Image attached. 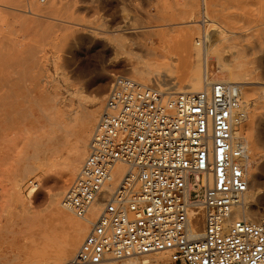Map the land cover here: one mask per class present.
<instances>
[{
  "label": "built area",
  "instance_id": "1",
  "mask_svg": "<svg viewBox=\"0 0 264 264\" xmlns=\"http://www.w3.org/2000/svg\"><path fill=\"white\" fill-rule=\"evenodd\" d=\"M241 106L240 85L224 81L170 95L116 79L62 199L78 219L99 210L68 264L157 253L171 264H264V220L231 219L251 181L248 146L235 138ZM38 190L30 181L28 193Z\"/></svg>",
  "mask_w": 264,
  "mask_h": 264
},
{
  "label": "rangeland",
  "instance_id": "2",
  "mask_svg": "<svg viewBox=\"0 0 264 264\" xmlns=\"http://www.w3.org/2000/svg\"><path fill=\"white\" fill-rule=\"evenodd\" d=\"M37 16L38 21L35 24L30 19L37 18ZM162 19H173L177 27H180V23L185 19H188V22L197 21L200 26L197 25L199 29H196V37L200 36L202 39L205 37L208 43L214 41L215 47L222 52L225 50L223 53L229 56V59L232 58L234 64H239L240 61V70L243 67L244 73L249 74L243 77L244 80H240L251 82L245 87L249 89L247 97L250 103L253 101L249 107V115L243 122V132L246 131L244 133L247 137L251 135L256 147V155L255 153L251 155V165L253 164L257 174L259 173L260 186L251 189L248 196L250 202L252 201L253 209L260 215L264 214V0H45V2L42 0H0V264L25 263L22 259H25L26 255L18 254V248H22L24 238L19 235L14 237L11 232L18 233L19 229L16 224L25 225L35 221V219L29 220L28 218L23 220L16 214L17 209L20 208L18 198L24 203H28L31 199L28 193L29 182L41 183L40 189L31 199L37 212L35 214L39 216L49 209L47 207L49 206L48 193L52 191L56 181L60 180V175L54 171L43 169L44 171L31 174L25 170L30 165L31 167L36 164L41 166L39 161L32 158L34 149L30 146L35 132L31 129L35 128V125L29 121V115H27L31 112V106L28 104L31 103L32 98L29 94L32 91L30 87L37 82L32 78L40 74L42 77L46 74L53 76L55 70L59 73L56 77L60 82L59 87L64 97L68 98L72 90L78 89L83 92L84 96L91 98L97 95V87L90 89L88 84L92 81L104 83L107 76H112L106 92L107 96L114 79L128 77L134 80L129 73L121 69L122 66L128 67L130 62H124L123 59L114 62V47L124 52L122 58L125 59L128 57L126 52H129L130 48H135L134 43H138L144 47L145 51H154L162 57V65L168 66L167 68L164 66L165 69L161 70L162 73L167 70L164 73L166 75L162 74L166 79L174 83L189 80L194 72L183 61L184 52L177 45H169L158 37L152 39V44L141 35L140 27L144 30H163L165 23ZM202 22L203 25L200 24ZM127 27L132 28L129 33L124 32ZM205 27L208 29L206 30ZM115 28L120 31L113 32ZM115 35H124L126 38L132 35L135 40L133 43L127 40L128 43L124 44L122 50L121 46L113 41ZM209 37H212L211 40ZM209 58L212 79L227 81L229 73H217L216 59L212 56ZM79 70L83 73H78ZM61 73L64 74L65 79L58 77ZM18 79L22 81V84L18 83ZM68 89L69 93H66ZM87 101L91 102L90 99ZM104 102L105 100L99 108L92 133L103 110ZM34 113L37 117L39 116L37 110ZM20 131L23 132L20 133ZM68 140L70 146L74 138ZM66 151L68 149L62 153H56L54 160L64 161L67 157ZM48 175H52L55 181L46 185L44 182ZM74 179L75 177L65 184L64 193ZM19 180L21 186L18 184ZM61 200L60 204L54 207L55 210L58 209L56 211L61 212L63 209ZM64 212L63 210L61 214L70 218L69 220H72L74 224H87L86 221ZM92 216L89 214L87 218L92 221ZM46 218L47 220L44 219L42 222L49 223L50 226L58 223L50 217ZM90 230L91 227L88 225L87 233ZM38 231L36 230V233ZM87 233L78 248L85 240ZM58 234L60 239L65 236L63 232ZM56 247L53 245L46 255L43 253L45 258H55L58 255ZM33 249L30 255L32 261L29 264L40 263V260L34 259L41 258L43 248L38 245ZM15 254L18 255L19 262L12 261ZM163 255L166 257L163 264H171L170 254L164 253ZM155 256L158 257V255H152L153 258H156ZM111 261L113 264H122L119 260H110L106 264H110Z\"/></svg>",
  "mask_w": 264,
  "mask_h": 264
},
{
  "label": "bare ground",
  "instance_id": "3",
  "mask_svg": "<svg viewBox=\"0 0 264 264\" xmlns=\"http://www.w3.org/2000/svg\"><path fill=\"white\" fill-rule=\"evenodd\" d=\"M54 7H55V5H54ZM30 20L34 21V23H35L36 21H38V16H37V18H33ZM187 20L185 19L184 22L180 23V27H177V25L175 24L173 19H162V22L165 23L163 30H159V29L158 30H152V29L151 30L150 29L144 30V29H142V27H140L141 28L140 30L142 31L141 35L144 38H146V40H148L150 43H152V39L154 37H155V39H156V37H158L160 40L164 41L165 43H168L169 45H171V44L177 45L184 52V60L183 61L194 72L193 77H190L189 80L174 83L173 81H169L168 79H166L164 77V75H166V74H164V73L167 70L164 73H162L163 71H161V70L164 68V66H165V68H167L168 66L166 67V65H164V66L162 65V63H161L162 57L157 55L158 53L156 54L154 51H147V50L145 51L144 47H142L138 43H134L133 45H135V48H130V51L126 52V53H128V57H126L125 59L122 58L123 57L122 54L124 52L122 53L116 47H114V54H115L114 62L116 63L118 61H121L122 59L124 62H127V61L130 62L131 64L128 65V67L122 66L121 69H123L127 73H129L132 76V78H134V81L136 80V82H139V83H141L145 86H148V87L161 88L160 90L162 92L170 94V95H177V94H183V93H199L206 88V85L212 81V79H211L212 76L210 74L211 65H210V61H209L210 58L209 57L210 56L214 57L216 59V63H217L216 72L217 73H222V72H228L229 73V79L227 81L226 80H222V81L227 82V83L240 85L241 94H242V106H241L240 114H241L242 118H241V120H239L238 130L236 132L235 138H236L237 142H243L248 146V151H249L248 173L251 177V181H250V185H249V191H250L251 189H254L255 187L260 186V177H259V173L257 174L256 168H254V165L253 164H252L253 166L251 165V163H252L251 162L252 161L251 155L255 153L256 147L254 146V144L252 142V139H251L252 137H250L251 135L250 136L248 135L249 137H247V136H245V133H244L246 131L243 132V122H245V120L247 119V117L249 115L248 114V111H250L249 107L253 101L250 103V100L247 97V95L249 93V89L245 87V85L251 84V82L240 81V80H244L243 77L246 75L248 76L249 74L244 73L243 67L240 70V66H241L240 61H239V64H236V63L234 64V61H232V58L229 59L228 58L229 56L227 57L223 53L225 50L222 52L220 49L215 47L214 41L211 42L212 44L209 42L210 43L209 44L205 37H203L204 39L200 38V36L196 37V29L198 28V26H200V25H198L199 23L197 24V21L196 22H188ZM198 21H200V20H198ZM203 22L200 24L203 25ZM136 25H138V24H136ZM134 27H136V26H134ZM207 27H208V25H207ZM207 27H205L206 30L208 29ZM202 28H204V27H202ZM131 30H132V28L127 27L124 30V32L129 33ZM118 31H120V30H117L116 28L113 30V32H118ZM101 34L102 33H100V35ZM127 37L128 38H126L124 35H119V36L115 35V36H113V41L115 43H117V45L119 44L118 46H121V49H122L124 47V44L128 43L127 40L130 41V43H133V41L135 40V38H133L132 35L127 36ZM211 38L209 37L210 40H211ZM202 49H203V53L200 54V51H202ZM129 55H130V57H129ZM58 57H56V58H58ZM51 59H53V58H51ZM48 66H46V67H48ZM52 66H54V65H52ZM31 69L33 70V68H31ZM51 69H53V67ZM212 69H213V67H212ZM45 70H47V68H45ZM49 71H50V69H49ZM46 73H48V72H46ZM78 73H83V71L79 70ZM58 74L59 73L54 70L53 76L46 74V75H43V77H42L40 74L36 77H33L32 79L37 80V82L35 84H33V87L32 86L30 87V91L31 90L32 91L30 92L29 97H31L32 99H31V103L28 105L31 106V109H30L31 112H30V114H27V115H29V121L33 125H35V128L31 129V130H34L35 132L34 133L31 132L34 134V137L32 136L33 138L31 139V145L30 146H31V148L34 149V154L32 155V158L34 160L39 161L41 166H37V164H36V165H32V167H31V165H30V167L28 169H25V170H28V173H31V174L34 172H37V171L40 172L43 169L49 170L50 172L54 171L60 175L59 176L60 180L56 181L54 187L52 188V191L50 193H48V196H49L48 197L49 198V204L48 205L49 206H47V207H49V209H46L45 210L46 213L44 211V214L41 213V215H39V216L36 215L35 213H37V212L35 211L33 204H32V201H31L32 197L34 196V194L37 191L29 192L31 199L29 202L27 200L28 203H24L20 200V198H18V203H19L20 208L17 209V211H16L17 217L22 218L23 220H27V218L29 220L35 219V221L33 220L34 222H31V223L29 222V224L28 223L25 225L16 224V226L19 229L18 233H15L13 231L11 232V234L14 237L19 235V236H23V238H24L23 246L21 245L22 248H18V254L24 253L26 255L25 259H22V260H25V263H23V264H29V262L32 261L31 260L32 258L30 257V255L34 251L33 248L35 246H38V245H41V247L43 248V251H42L41 258L36 257L34 259V260H40V263H37V264H68L76 256V254L80 248V247L78 248V246H79L82 238L84 237V235L88 231V225H90V227H92L93 223L96 221V219L98 218V214H99L98 209H94V210L92 209L90 212V215H93L92 221H90L88 218H86L84 221H86V223L88 225L83 224V223L76 225V224H74V222L72 220H69L70 218L68 219L67 217H64L61 214V212L64 210L66 213H69L70 215H72L70 212H68L63 207L61 198L64 194L65 184L68 181H70L72 178L75 177L76 172L79 171V169L82 165V162H84V160L87 156L88 142H90L89 141L90 136H91V134H93L92 128L96 122V119L98 116V111L100 110L99 108L101 106V103L103 102V100H105L106 92L108 91L110 83L112 81V76H107V79L104 83H97V82L92 81L88 84V88H90V89L97 87V89H96L97 95L96 96H91V98H89L88 96H84L82 91H80L78 89H74V90L71 89L73 92H71L69 97L66 98L63 95L64 93L63 94L61 93V90L59 87L60 82H59L58 78L56 77V75H58ZM162 74H164V75H162ZM63 75L61 73V76L59 75L58 77L64 78L65 76L63 77ZM167 75H168V73H167ZM32 76H33V74H32ZM221 78H223V77H221ZM115 80L116 79H114V81ZM20 82L22 84L21 80L18 81V83H20ZM246 89H248V90H246ZM245 90H246V92H245ZM15 91H17V90H15ZM63 91H64V89H63ZM9 92H11V91H9ZM251 92H253V91H251ZM66 93H69V89H68V92H66ZM66 93H65V95H66ZM249 98H251V96H249ZM88 99H90L91 102H88L87 101ZM11 100H14V99H11ZM0 101H1V99H0ZM26 102H27V100H26ZM14 104H16V103H14ZM35 110H37V112L39 113L38 117L34 113ZM4 115H5V113H4ZM21 123H22V121H21ZM1 124H3V123H1ZM247 129H248V127H247ZM22 132L20 131V133H22ZM40 133H41V135H40ZM29 137H30V135H29ZM69 138H74V141L72 144L70 143L71 144L70 146L68 143ZM67 149H68V151H66L67 157L64 161L57 162L56 160H54L55 158H53V157L56 155V153L58 154V153L65 152V150H67ZM31 154H32V152H31ZM31 154H30V156H31ZM255 155H256V153H255ZM255 155H253V158ZM4 158L5 157H3V159ZM28 164H26V166ZM30 164H32V162ZM122 172L123 171H120V174H122ZM18 177H20V175H18ZM22 179H23V177H22ZM53 181H55L53 176L48 175L45 178V182L44 181L43 182L47 185V184L52 183ZM37 183L39 184V189H40L41 183H39V182H37ZM18 184H19V186L22 185V184H20V180H19ZM250 199H251V197H250ZM60 200H61V206L63 208V209L60 208L62 210L61 212L56 211L58 209L55 210V208H56L55 206L60 204ZM251 202H250L249 196L247 194L245 196L243 203L240 206H238L232 210L231 219L232 220H246V221L252 222V223H257V222L264 220V214L260 215L258 212H256L253 209ZM39 214H40V212H39ZM46 217H50L51 219L58 221V223L55 224V226L53 225L54 224L53 223L52 224L53 227H51L52 225L50 226L49 223L42 222V220H44V219L47 220ZM19 220H21V219H19ZM24 223H26V221ZM50 223H52V222H50ZM77 223H78V221H77ZM24 228H26L25 231H22V230H24ZM193 229L196 232H200V231H202V225L199 223H196L193 226ZM36 230L37 231L39 230L37 232V233H39V235L36 233ZM62 232L65 234V236L62 239H60L58 237V235H59L58 233H62ZM53 245L57 246L56 248L58 249V255L57 256L55 255L56 256L55 258H49V257L45 258L47 251H49V248H51V246H53ZM76 250H77V252H76ZM53 251H54V248H53ZM43 253H45V255ZM74 253H75V255H73ZM163 254L164 253L154 254V255H158V257L155 256L156 258H153L151 255V256L144 258L143 260H140L138 258H129L126 260H119V261H120V263L122 262V264H163L166 261V257H164ZM12 261L13 262H19L20 261L17 254H15ZM111 263H112V261H111Z\"/></svg>",
  "mask_w": 264,
  "mask_h": 264
}]
</instances>
